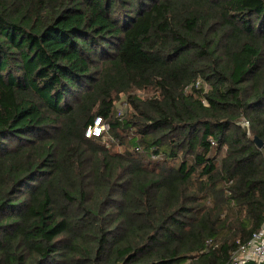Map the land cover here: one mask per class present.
<instances>
[{
	"label": "trees",
	"instance_id": "16d2710c",
	"mask_svg": "<svg viewBox=\"0 0 264 264\" xmlns=\"http://www.w3.org/2000/svg\"><path fill=\"white\" fill-rule=\"evenodd\" d=\"M255 136L264 0H0V264L227 263Z\"/></svg>",
	"mask_w": 264,
	"mask_h": 264
},
{
	"label": "built area",
	"instance_id": "2783aa9c",
	"mask_svg": "<svg viewBox=\"0 0 264 264\" xmlns=\"http://www.w3.org/2000/svg\"><path fill=\"white\" fill-rule=\"evenodd\" d=\"M199 83H197L198 85ZM125 110V105L117 109V114L121 116ZM245 124H248L245 122ZM108 128V124L101 116L95 117L93 123L87 128L85 135L87 137H102ZM264 264V220L258 231L252 237L239 245L231 254L229 261L225 264Z\"/></svg>",
	"mask_w": 264,
	"mask_h": 264
},
{
	"label": "water",
	"instance_id": "95a60500",
	"mask_svg": "<svg viewBox=\"0 0 264 264\" xmlns=\"http://www.w3.org/2000/svg\"><path fill=\"white\" fill-rule=\"evenodd\" d=\"M254 142L257 144L258 147H263L264 142L258 136L254 137ZM247 264H254L253 262H248Z\"/></svg>",
	"mask_w": 264,
	"mask_h": 264
},
{
	"label": "rangeland",
	"instance_id": "374dc122",
	"mask_svg": "<svg viewBox=\"0 0 264 264\" xmlns=\"http://www.w3.org/2000/svg\"><path fill=\"white\" fill-rule=\"evenodd\" d=\"M141 94H144V93H141ZM106 140H107V137H104L103 140H102V142H105L106 143L107 142ZM107 145H110V143H107ZM114 149L115 150H120L121 148H119L118 146L117 147L115 146Z\"/></svg>",
	"mask_w": 264,
	"mask_h": 264
}]
</instances>
